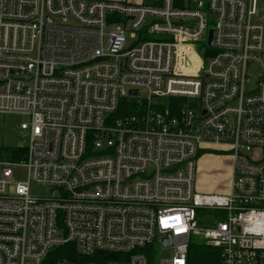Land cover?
<instances>
[{"label":"built area","instance_id":"1","mask_svg":"<svg viewBox=\"0 0 264 264\" xmlns=\"http://www.w3.org/2000/svg\"><path fill=\"white\" fill-rule=\"evenodd\" d=\"M259 2L0 0V111L28 117L25 156L0 158V264L68 243L80 262L56 264H148L153 244L188 264L193 241L264 264ZM209 147L227 193L197 188Z\"/></svg>","mask_w":264,"mask_h":264},{"label":"rangeland","instance_id":"2","mask_svg":"<svg viewBox=\"0 0 264 264\" xmlns=\"http://www.w3.org/2000/svg\"><path fill=\"white\" fill-rule=\"evenodd\" d=\"M28 121V117L20 114L2 112L0 111V156H2L6 151L11 148H19L25 146L28 143V134L26 131L21 129V125ZM203 152H209L213 158L209 159L208 168L205 170L200 166L197 175V188L201 191L200 185L205 186L207 192L205 193H220L227 192L229 189V179L230 175L228 173V168L232 163V158L227 153H222L219 148H212L202 150ZM200 154V156H201ZM205 156V155H204ZM203 156V159H204ZM206 158V157H205ZM202 159V157L200 158ZM14 178L17 181H24L27 178L26 168L15 166ZM213 172V174H211ZM219 173V174H218ZM223 186L227 189H223ZM225 190V191H224ZM49 187L40 186L35 183L32 185V193L35 195H47L49 193ZM218 191V192H214ZM196 239V238H195ZM199 240V239H198ZM172 252L170 249H159L156 255V264H159L161 258L170 257ZM85 260V259H84ZM89 261V260H86Z\"/></svg>","mask_w":264,"mask_h":264},{"label":"trees","instance_id":"3","mask_svg":"<svg viewBox=\"0 0 264 264\" xmlns=\"http://www.w3.org/2000/svg\"><path fill=\"white\" fill-rule=\"evenodd\" d=\"M25 148H11L6 151L0 158H8L11 160H18L25 156ZM156 245L147 246L144 251L147 253L148 264H154ZM116 255H113L115 257ZM67 258L74 262L77 260V254L73 244L68 243L59 247L53 248L48 257L45 259L44 264H56L58 260ZM96 259V256H87L85 260ZM188 264H222L221 250L219 248L206 245L201 241H193L189 248Z\"/></svg>","mask_w":264,"mask_h":264},{"label":"crops","instance_id":"4","mask_svg":"<svg viewBox=\"0 0 264 264\" xmlns=\"http://www.w3.org/2000/svg\"><path fill=\"white\" fill-rule=\"evenodd\" d=\"M258 18L259 19H261V20H263L264 21V0H260V2H259V8H258ZM213 148V147H212ZM211 147H209L208 149H212ZM215 148V147H214ZM206 154H211V153H209V152H203L202 154H201V156L199 157V163H202L200 166H202V168L203 169H207L208 168V162H209V159H212L213 160V158L214 157H212L211 155H206ZM205 155V156H204ZM203 156H204V159H203ZM202 157V159H200ZM206 157V158H205ZM229 166V168H228V173H229V175H230V179H229V189L227 190V192H229L230 191V189H231V180H232V163L230 164V165H228ZM198 170H199V164H198ZM211 174H213V172L211 173ZM219 174V173H218ZM197 175H198V173H197ZM199 188H201V192H207V188L205 187V186H203V185H200V187ZM223 189H227V187L225 186H223ZM224 190V191H225ZM214 192H218V191H214ZM227 192H220V193H227Z\"/></svg>","mask_w":264,"mask_h":264},{"label":"water","instance_id":"5","mask_svg":"<svg viewBox=\"0 0 264 264\" xmlns=\"http://www.w3.org/2000/svg\"><path fill=\"white\" fill-rule=\"evenodd\" d=\"M212 36H213V31L211 30V35H210V44H212ZM130 93L131 94H138L139 93V91L138 90H131L130 91ZM164 243H165V245H169V244H171V236L170 235H168V237L164 240Z\"/></svg>","mask_w":264,"mask_h":264}]
</instances>
